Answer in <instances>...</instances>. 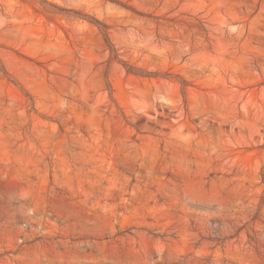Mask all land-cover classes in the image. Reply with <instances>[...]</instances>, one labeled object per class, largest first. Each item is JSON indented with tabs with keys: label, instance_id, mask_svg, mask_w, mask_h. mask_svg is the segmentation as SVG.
I'll return each instance as SVG.
<instances>
[{
	"label": "rangeland",
	"instance_id": "374dc122",
	"mask_svg": "<svg viewBox=\"0 0 264 264\" xmlns=\"http://www.w3.org/2000/svg\"><path fill=\"white\" fill-rule=\"evenodd\" d=\"M0 264H264V0H0Z\"/></svg>",
	"mask_w": 264,
	"mask_h": 264
},
{
	"label": "trees",
	"instance_id": "16d2710c",
	"mask_svg": "<svg viewBox=\"0 0 264 264\" xmlns=\"http://www.w3.org/2000/svg\"><path fill=\"white\" fill-rule=\"evenodd\" d=\"M97 22V21H96Z\"/></svg>",
	"mask_w": 264,
	"mask_h": 264
}]
</instances>
